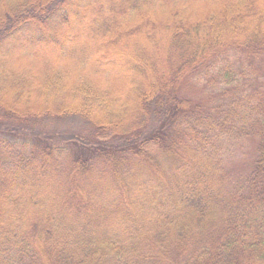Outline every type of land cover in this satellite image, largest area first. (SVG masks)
I'll list each match as a JSON object with an SVG mask.
<instances>
[{
  "label": "trees",
  "instance_id": "trees-1",
  "mask_svg": "<svg viewBox=\"0 0 264 264\" xmlns=\"http://www.w3.org/2000/svg\"><path fill=\"white\" fill-rule=\"evenodd\" d=\"M0 264H264V0H0Z\"/></svg>",
  "mask_w": 264,
  "mask_h": 264
},
{
  "label": "rangeland",
  "instance_id": "rangeland-1",
  "mask_svg": "<svg viewBox=\"0 0 264 264\" xmlns=\"http://www.w3.org/2000/svg\"><path fill=\"white\" fill-rule=\"evenodd\" d=\"M235 81L236 82L241 81L239 75L236 76V80ZM190 89L192 91H194V92L195 91H198L199 90V85H197V83L195 81H193V82L190 83ZM44 99H45L44 96L43 97L34 98V99H32V97H30V96H27L26 99L22 103L25 104V105L28 104V103H31V105L39 106L40 104H43L44 103V101H45ZM230 147H231L230 148V151H229V153H227V155L225 157L226 158V161H227V159H229V162L231 160H233L234 158L238 157L239 154L243 150H245L244 143L237 144V143L234 142Z\"/></svg>",
  "mask_w": 264,
  "mask_h": 264
}]
</instances>
